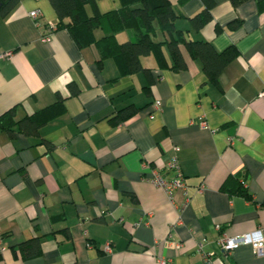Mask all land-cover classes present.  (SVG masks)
Returning a JSON list of instances; mask_svg holds the SVG:
<instances>
[{
    "label": "crops",
    "instance_id": "1",
    "mask_svg": "<svg viewBox=\"0 0 264 264\" xmlns=\"http://www.w3.org/2000/svg\"><path fill=\"white\" fill-rule=\"evenodd\" d=\"M170 1L186 39L238 50L218 82L184 46L185 69L161 67L148 55L147 75L124 73L113 57L100 62L97 47H80L66 28L44 42L46 25L58 24L50 0H18L0 13V53L12 51L0 58V115L15 108V121L47 119L33 135L0 128V234L7 247L0 264H159V257L166 264H208L204 254L212 264H264L249 244L231 251L218 245L224 233L264 235V0L237 6L210 0L212 18L199 29L190 18L207 0ZM120 6L96 0L99 13ZM94 11L87 5L88 14ZM116 38L134 34L124 30ZM157 38L164 39L159 29ZM163 53L171 65L167 46ZM129 106L136 112L116 124L112 118ZM175 146L192 194L183 209L181 189L170 201L142 179L151 168L171 176L165 166ZM230 177L251 199L222 187ZM35 237L41 253L24 258L19 245Z\"/></svg>",
    "mask_w": 264,
    "mask_h": 264
},
{
    "label": "trees",
    "instance_id": "2",
    "mask_svg": "<svg viewBox=\"0 0 264 264\" xmlns=\"http://www.w3.org/2000/svg\"><path fill=\"white\" fill-rule=\"evenodd\" d=\"M18 0H0L2 3L0 13L5 14L11 11ZM121 6L118 9L99 13L96 9V0H50L57 16L56 28H66L73 36L76 43L82 47L94 44L100 55V62L105 58L113 57L121 65L122 71L133 74L139 71L150 74V69L142 64V58L154 55L161 67L170 66L173 70H182L187 67L182 46L185 47L192 59L199 61L203 71L212 82H218L220 75L227 65L238 56L235 46L218 51L214 45L205 40H188L184 32L177 29L175 19L177 13L170 0H120ZM234 6L240 5L246 0H230ZM258 3L263 0H256ZM91 5L94 13L88 14L87 5ZM212 2L206 1L201 12L191 17L193 26L197 29L205 25L212 18L210 7ZM239 21H233L230 26L236 27ZM107 28V32L100 38L94 34L96 28ZM158 29L164 33V39L157 38ZM131 30L134 40L120 42L116 34L120 31ZM163 46H167L172 58L171 65H168L163 53ZM148 82L145 86L150 88ZM57 105V104H56ZM55 106V105H52ZM137 110L135 106H129L118 111L112 118L114 122L120 123ZM15 108H11L0 115V128L13 131L14 126L26 134L38 133L39 127L47 120H39L36 114L26 116L19 121L14 119ZM54 114L48 116L53 117ZM228 178L223 188L229 192H235L251 199V194L238 182L237 178ZM232 184L235 186L233 187ZM24 258L34 257L41 253V242L35 237L19 245Z\"/></svg>",
    "mask_w": 264,
    "mask_h": 264
},
{
    "label": "built area",
    "instance_id": "3",
    "mask_svg": "<svg viewBox=\"0 0 264 264\" xmlns=\"http://www.w3.org/2000/svg\"><path fill=\"white\" fill-rule=\"evenodd\" d=\"M30 16L32 19L36 22V24H40L39 22V11L38 10H32L30 11ZM56 30V26L52 23L46 25V29L44 34L42 35V41L48 42L54 31ZM12 55V51H6L0 53V58H9ZM259 96H264V89L259 93ZM156 108H160L162 106V102L160 100L155 101ZM201 126L204 128H209L208 123L206 120H203L201 122ZM175 153L170 157L168 162L166 163L165 169L167 172L172 173L171 176L164 174L161 172L158 168H151L148 174H145L142 176V179L146 182L155 184L159 186L168 199L170 201L174 200V194L175 191L178 189L182 190L183 193V203L179 206V208H185L189 205L192 194L189 189V185L186 182L184 172L182 170L180 160L178 157L177 152L179 151V147H174ZM204 190V185L202 184L197 188L198 192H202ZM170 241L169 239H167ZM203 241L199 243V250L202 251L203 247ZM176 248L181 247V243L177 242L174 243ZM249 244L252 246L253 251L256 256L262 257L264 256V235L262 229H256L251 232L243 233V234H236V235H229L227 233H224L218 240V245L223 251H231L236 249L237 247L241 245ZM89 246H91L90 243H88ZM6 245L4 244V238L0 234V252H3L6 250ZM104 250L106 252H111L112 248L110 244H105ZM205 260L208 262V264H212V257L210 254H204ZM169 260L165 259L163 257L158 258L159 264H166Z\"/></svg>",
    "mask_w": 264,
    "mask_h": 264
},
{
    "label": "water",
    "instance_id": "4",
    "mask_svg": "<svg viewBox=\"0 0 264 264\" xmlns=\"http://www.w3.org/2000/svg\"><path fill=\"white\" fill-rule=\"evenodd\" d=\"M1 5H2V3L0 2V8H1Z\"/></svg>",
    "mask_w": 264,
    "mask_h": 264
}]
</instances>
